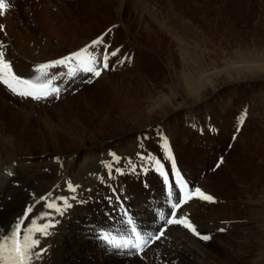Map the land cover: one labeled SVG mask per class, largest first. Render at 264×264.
I'll return each mask as SVG.
<instances>
[{
	"label": "rangeland",
	"instance_id": "1",
	"mask_svg": "<svg viewBox=\"0 0 264 264\" xmlns=\"http://www.w3.org/2000/svg\"><path fill=\"white\" fill-rule=\"evenodd\" d=\"M23 1L21 5L8 0L5 15L0 17V25L4 26L0 37L5 42L0 41V45L4 44L0 51L12 50L19 62H37L32 58L37 52L43 54L39 65L45 59V63L58 60L101 36L108 52L119 51L109 58L110 70L103 71L91 83L77 78L61 85L58 99L21 98L0 85V237L11 234L17 218L29 206H34V211L25 224H31L32 219L41 222L45 202L39 198L51 199L55 193L58 194L53 200L77 197L64 214L73 221L70 244L88 234L90 226L105 221L103 225H107L105 213L117 207L115 201L110 206L105 199L113 194L112 189L121 194L124 202V194L133 201L139 198L140 191L155 190L152 175H160L161 168L149 166L144 174L139 170L133 172L132 164H144L135 149L141 148L139 154L161 160L169 173L171 165L159 135L163 133L173 159L179 148L185 150L199 144L220 149L219 155H212L211 167L200 177L222 168L221 175L228 176L233 194L222 195L228 206L219 208L217 219L208 216L209 204L202 218H194L202 219L198 223L207 227L218 225L214 235L219 238L218 246L228 243L230 251L216 254L210 246L212 238L207 242L201 240L200 247L207 258L210 256L220 264H264V0ZM42 2L37 9L36 5ZM89 50L100 59L103 47ZM80 59L87 62L86 57ZM69 66L77 64L73 61ZM63 68L46 71L67 73ZM160 115L164 116L159 119ZM107 118L111 122L102 128ZM137 120L147 126L136 129ZM241 120L244 122L240 123ZM132 128L136 130L107 140L104 144L108 146L95 152H109L119 158L118 162L113 156L111 163H101V174L96 175L92 161L77 149L79 142L91 144L93 139ZM124 141L133 152L119 157L117 150ZM49 149L52 154H45ZM216 160L221 166L215 169ZM107 165L112 166L110 179ZM73 166L75 170L65 179L66 185H76L87 172L96 183L88 188L81 186L74 194L63 190L66 168ZM185 167L191 169L187 164ZM117 168L124 174L115 172ZM220 181L223 186L229 182L225 178ZM158 195L162 200L165 197L157 190L148 194V200L161 199ZM81 199L86 202L80 203ZM197 201L194 198L192 205ZM192 205L188 206L192 209ZM188 206L184 205L182 211ZM64 216L59 218V224ZM144 231L153 232L151 227ZM189 236L197 238L200 244L198 237L190 233ZM87 239L86 243L91 242ZM92 248L86 251L89 257L94 254ZM149 254L152 253L138 260L132 258L130 264H147ZM184 258L179 257L178 264H190ZM89 259L94 264L109 261Z\"/></svg>",
	"mask_w": 264,
	"mask_h": 264
},
{
	"label": "bare ground",
	"instance_id": "2",
	"mask_svg": "<svg viewBox=\"0 0 264 264\" xmlns=\"http://www.w3.org/2000/svg\"><path fill=\"white\" fill-rule=\"evenodd\" d=\"M15 1L17 2V4L21 3V5H24V3H25L23 0L22 1L21 0H13L14 3H15ZM7 2H8V0H5V4L8 6L10 3H7ZM41 5H43V2L39 3L38 6L36 5V8L38 9ZM6 8L3 10V14H0V17H2V18L4 17ZM13 14H16L15 11L13 12ZM12 21L10 22V25H12ZM1 35L2 34L0 33V36ZM0 41H2V43L4 42V40L1 37H0ZM2 45H4V44H2ZM2 52H4V58L6 59V61L10 62L11 66H12V71L15 72L18 76L25 78V79H28L29 76H36L37 72L35 70H36L37 66L39 65V63L43 62V60L41 58L43 56L42 52L41 53L37 52L34 54L35 56H33L32 58H36L37 62L32 61L30 65H26L22 62H19L17 59H15L14 55L12 54V50L10 51L8 48H7V50L5 48V50H3ZM37 55H38V57H37ZM45 60H47V59H45ZM45 60H44V63L46 62ZM55 69H63L64 70L63 67H56L54 69H46V70H55ZM46 70H44V71H46ZM65 70L68 71V67H65ZM120 103H119V105H120ZM121 105H122V103H121ZM135 107L137 109L139 106L138 107L135 106ZM139 113H141V112H139ZM163 116L160 115L159 119H161ZM109 119L110 118H107L105 120V122L101 125L102 128H105L107 126V124L111 122ZM136 122L138 125V128H136V129H142V128L147 126V124L143 121L138 122V120H137V121H135V124H136ZM197 126L201 127L200 124ZM136 129L132 128V129L125 130L124 132H119V133L114 132L112 134H109L107 137H105L103 139H101V138L93 139L91 142L92 145L89 144L87 141L81 140L76 147L80 152H83L85 154L84 158L86 160L90 159L92 161L91 168L96 170V175H97L98 173H100V169H102L101 163H104L105 161H107L106 163H109L112 160L113 155H110V153L108 151H107L108 153H105V154L98 153L97 155H95V152H97L100 149L107 147L108 145L104 144L107 142V140H111L113 137L115 138L118 136H122L123 134H125V133L127 134L128 132L131 133L133 130H136ZM208 129L211 130L210 127ZM201 130H203L202 127H201ZM131 138L133 139V137H131ZM85 140H87V139H85ZM126 141L121 142L119 144V146H122V148H119L117 150L120 153V154H117L119 157H121V154L130 155L133 152V149L129 150L131 147H128V144H125ZM220 146H222V143ZM50 150L51 149H49V151L46 150L47 152L45 151L46 152L45 154H47V155L52 154V151H50ZM105 150H108V149H105ZM219 150L220 149H218V147L214 148V145L210 147V146L199 145V144H198V146H196L194 148H186L185 150L183 148H179V149H176V154L174 153V157H176L174 159V161H175L176 169L178 171V175L173 177L171 175V168L168 167L169 173H170L169 174V182L170 183L173 180L177 181L176 177L179 176V177H182L183 179H185L190 184L191 187H198L204 192H205V190H207L208 192L206 191L205 193L211 194L215 198L214 203H210V202H206V201H202V200L198 199L199 201L194 203V205H192V201L194 200V199H192L187 204H185L186 206H188L189 204L192 205L193 206L192 209H191V207L188 206L187 208L184 209L186 211H181V212H178L177 214L178 215H181V214L186 215L187 217H189V219L195 221L196 222L195 226L197 227V230L200 233H202V234L209 233V235H211L212 239L210 241V246L212 247V249L214 250V252L216 254H219L220 252L221 253L227 252L226 250L230 251L228 243H227V245H223L221 247L218 246L217 240L219 241V238L214 236L215 234L218 233V228H217L218 225L216 226L215 223H214V225H211L209 227H207L206 225L205 226L201 225L198 222L202 219L195 220L194 216L196 217V215L197 216L199 215L200 218H202L203 217L202 214H204L203 210L206 209L205 208L206 204H209L207 206L208 216H215L217 219V214H218L219 208L221 210L223 207L228 206V203L225 202V200H224V198H226V197H224L222 195L225 192L230 194V195L233 194L232 191L229 190V189H231L230 188V182L231 181H229V179L227 178L228 176L222 177L223 173L221 175L222 168L220 170H214L212 173H210L206 177L205 176L200 177L201 174L203 175V173L207 167H211L209 163H212L214 161V158L212 155L218 154ZM126 151H128V152H126ZM135 152L140 153L141 148L138 150L135 149ZM53 154H55V153H53ZM57 154H59V153H57ZM217 160H218V157H217ZM217 160L214 164L215 169L219 168V166H221V165H219L217 167V164H218ZM167 161H168V159H167ZM177 161H180V164H178ZM78 162H79V160H78ZM185 164H187L188 167L191 169H187L185 167ZM179 165H181L183 168ZM165 169L166 168H164V166H163L161 168L160 175H158L157 173H154L152 175L153 183L155 184V190H151L149 188L150 191L149 190L140 191L141 194L139 195V198L134 199L133 201H130V197L126 196L123 193L124 197L127 200L124 202L126 204V207L128 209L130 208L131 213L135 215V220L140 224V226L143 228V230H147L149 227H151L153 230V233H155V232H158V230L161 229V227L166 229L164 236L160 240L155 241V242H152V241L148 242L150 247L146 246V248H147L146 254L152 253V254H156L157 256L154 258V256H152V254H149V256H147V258H149L150 261L147 262L145 260V262L147 264H178V258L179 257L182 258V256H183L187 259V262H189L190 264H220L216 261V259H214L210 256L207 258L208 255L200 247V246H202L201 240H200V244H199V241L197 240V238H195L194 235L191 234L188 230L184 229L181 226H177V225L168 226L166 223L159 220V215L161 212L167 214L169 211V198L166 195V192L168 189L164 183V176L161 175L162 171L167 172V169L166 170ZM183 169H185V170H183ZM74 170H75L74 166L71 167L70 169L66 168V171H65L66 174H64L63 180L64 181H65V179L68 180L69 177L72 176ZM195 170H199L200 172L197 173V172H195ZM88 173L89 172H87L85 175H83L81 177V180L76 185H79V187L82 186L83 188L92 187L94 185V183H96V182L93 180L94 176H91V174L90 173L88 174ZM159 176L161 178V181L159 180ZM223 178H225V180L229 181V182H225V186H223L222 182L220 181V179L223 180ZM149 180H150V178H149ZM65 185H66V181H65L63 190L68 191V187H67V185L66 186ZM132 185H134V184L132 183ZM96 186H98V184H96ZM125 188L126 187L123 186V190ZM79 189H81V188H79ZM60 190L61 189H59V191ZM123 190H122V192H123ZM157 190H159V193H161V192L164 193L165 197L163 196V200L161 197H159V195H158V197L161 198L159 200L156 199L157 196L156 197L154 196L156 200H153V201L148 200V194L150 192L157 191ZM82 191H84V190L82 189ZM57 194L58 193H55V195H53L51 199L53 200V198H55V196ZM83 194H85V193H83ZM69 196H66V197H69ZM70 197H72V196H70ZM144 198H145V200H144ZM142 199L144 201H142ZM172 199L175 200V196H173ZM69 202L73 203V200H70ZM58 203H61V202H58ZM137 205H140V207L137 208L136 207ZM45 211H49V210L45 208L44 212ZM121 211H123V210L121 209ZM60 217H62V216H58L57 219H59ZM70 218H71L70 216L69 217L64 216L62 223L58 224L59 228H58V226H55L54 229H51L52 235H50L48 237L41 236V245H42V247H47L48 251L41 258V260L36 262V264H64V263L65 264H94L93 262L89 261L90 260L89 258H91V257L94 260L97 258L108 259L109 261L105 264H130V263H133L132 258H135V260H138L140 257H142L139 255H129L127 253V251H121V250L108 248L106 245L100 243L99 241H97L94 238V236L92 235V229H90V228L87 229L89 231L88 234L86 233V234H84V236H80L81 238H80L79 242H77L76 244L73 243V245L70 244L71 243L70 237L74 233L73 227H71V223L73 221H71ZM166 219H167V217H166ZM104 223H106V221L102 222L98 225H103ZM66 226H69V228H67ZM203 229L205 231H203ZM206 230H208V231H206ZM189 233L194 237L193 239L190 238ZM113 234H116V233H113ZM87 236H88V239L91 240V242H89V240L87 239ZM86 239L88 240V242H87L88 244L85 241ZM223 243H225V242H223ZM161 245H163V247H165V248H163L164 250L158 249V247H160ZM91 246H93L92 249L94 250V254H93V256L90 254L91 257H89V254H87L86 251H89V247H91ZM153 248L155 250L153 252L150 251ZM81 249L85 250V251H81ZM212 254H213V252H212ZM97 255H98V257H97ZM229 257L234 258L233 255H230ZM159 258H162L165 260L161 261V260H159ZM150 262H152V263H150ZM101 264H104V263H101Z\"/></svg>",
	"mask_w": 264,
	"mask_h": 264
},
{
	"label": "snow or ice",
	"instance_id": "3",
	"mask_svg": "<svg viewBox=\"0 0 264 264\" xmlns=\"http://www.w3.org/2000/svg\"><path fill=\"white\" fill-rule=\"evenodd\" d=\"M6 7L5 0H0V14H3V10ZM3 28L4 26L0 25V31H3ZM104 45L105 41L103 36H101L93 40L90 45H86L84 48L70 53L68 56L38 65L35 71L39 75L28 79L22 78L13 72L10 62L4 58V52L0 51V84L5 85L12 94L21 98H30L36 101L47 100L49 98L58 99L61 85L74 82L77 78H81L82 83H91L92 79L99 78L103 71L110 70L109 58L110 56H115L119 49L115 52H108L107 47ZM99 47H103L100 59L97 58L94 51L89 50ZM82 56L87 58L86 63L81 61L80 58ZM73 61L76 62L77 67L69 66ZM120 62L123 63L124 61ZM56 67H68V71L67 73L59 72L55 74L44 71ZM65 76H67V80L64 79ZM84 77L87 78L85 79ZM42 78H46L44 82H40ZM57 79H59V83H56ZM243 122V120L240 121V123ZM159 135L161 136V148L170 162L171 175L174 177L178 175V171L175 161L171 156L167 137L163 133H159ZM110 155H113L114 159L118 162L119 158H116L114 154L110 153ZM138 156L144 161V164L139 166L132 164L133 172L139 170L141 174H144L147 172L149 166L157 169L163 167L161 160H154L151 155L144 156L138 153ZM220 163H222V160ZM218 166L219 163L217 164ZM107 167L109 168L110 179L112 176V166L107 165ZM115 172L124 174L123 170L119 168L115 169ZM9 175H12V173H9ZM161 175L164 176V183L168 189L166 195L169 198V211L167 214L161 212L159 220L168 226H181L200 240L209 241L212 238L211 235L200 233L186 215H178L177 213L181 212L183 206L194 198L210 203H214L215 198L198 187L188 186L185 182L173 180L170 183L169 173L166 171H162ZM67 187L71 192L75 193L79 185H73L69 182ZM186 187L188 188L187 191L184 190ZM112 193L111 196L105 197V199L109 201L110 206L115 201L117 207H114L112 212L105 213L108 217L106 226H90L92 228V235L97 241L108 248L127 251L129 255L146 256V246L150 247L148 242L160 240L164 236L166 229L161 227L157 233L145 232L135 220V215L125 206L124 200L120 198L121 194L116 189H112ZM173 196H175V200L172 199ZM39 199L45 202L43 206L49 211L41 214V222L32 219L31 224H25V220H28L30 214L34 211V206H29L25 210V213L17 218L12 227L11 234L0 237V264H36L37 261L41 260L48 251L47 247H41V236L48 237L52 235L51 229H54L60 223L57 217L64 216L65 211L73 207L69 201L76 200V197H57L56 200L40 197ZM57 201L61 203H57ZM85 202L83 200L80 201V203ZM120 209H123V211H120ZM219 231L223 232L225 229H219Z\"/></svg>",
	"mask_w": 264,
	"mask_h": 264
}]
</instances>
